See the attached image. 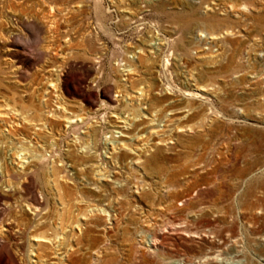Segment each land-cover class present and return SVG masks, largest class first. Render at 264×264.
I'll return each mask as SVG.
<instances>
[{"label":"rangeland","instance_id":"rangeland-1","mask_svg":"<svg viewBox=\"0 0 264 264\" xmlns=\"http://www.w3.org/2000/svg\"><path fill=\"white\" fill-rule=\"evenodd\" d=\"M244 1L247 13L229 8ZM201 30L230 35L215 44ZM32 154L43 164L24 179ZM114 181L130 202L121 211ZM174 181L198 182L211 208L188 218L195 236L162 230L177 214L158 198ZM5 202L0 264H206L217 253L214 264H264V0H0ZM42 219L48 231L33 227Z\"/></svg>","mask_w":264,"mask_h":264},{"label":"bare ground","instance_id":"bare-ground-1","mask_svg":"<svg viewBox=\"0 0 264 264\" xmlns=\"http://www.w3.org/2000/svg\"><path fill=\"white\" fill-rule=\"evenodd\" d=\"M206 5L207 6H210V4L209 5L206 4ZM250 6L251 5H249L247 1H244L243 3H233V4H229V8H231L232 10H237V11L242 12V13L249 12L250 9H251ZM54 9H55V7L53 5H50V11H51V13L54 12L53 11ZM52 18L53 19L51 20V26L49 27V30L54 35V34H57L58 33L57 31H58L59 25H58V22L56 21L55 17H52ZM212 22L213 23L216 22L218 24V21H212ZM53 24H56V25L52 26ZM200 32L201 33L198 34L200 37L204 38V40H206V41H208V39H210V40L214 41L215 44H217V40H220V39L225 38L226 36L230 35V33L228 31L221 33V35H219V34H213V33H210V32L204 31V30H201ZM52 45L53 44L48 45V49L53 48L54 45L53 46ZM205 45H207V42L205 43ZM168 64H169V59L166 60V61H164V63H163L164 66H167ZM128 71H131V69H129ZM57 80H60V75L57 76ZM54 86L56 87V85H54ZM208 87L209 86H197L196 89H198V91H207L206 88H208ZM143 90H144L143 88H140L138 90L137 94H139V98H142L143 97L145 99L146 92L144 93ZM185 96H193L195 98H201V97H203V95L190 94V93H185ZM201 99L203 100V99H206V98H201ZM141 105H142V103L141 104L139 103L137 105L138 108L136 110L138 111V114H142V110L143 109L141 108ZM113 117H115V116H113ZM124 118H125L124 123L129 125V123H128V121L130 120V119L128 120L129 114L128 115H125ZM66 121L73 126V124H76L77 122L82 121V120L80 119L79 116H71V117H69V116L67 117L66 116ZM150 122H152L151 126L160 127V118L158 117L157 114L152 115V117L150 118ZM190 129H193V128L191 127ZM158 132L159 131L154 130L153 133L159 135ZM117 133H119V132H117ZM122 137H124V136H122ZM124 146H126V145H124ZM113 149L114 150L116 149V145L113 146ZM17 154H18V157H19L20 151L17 152ZM31 158L34 159V160L31 161V162L30 161L27 162L28 163V166H26L24 168L25 171L23 172V178L24 179H28L29 176H37V175L39 176V172H40L39 170H40V167L43 164L44 157H42V156L41 157L40 156L38 157L36 154H32L29 157H25L24 156L21 159L24 160V161H26V159H31ZM97 175L99 177H104L105 176V174L102 173V170H99V169L97 171ZM54 176H55V174H54ZM112 184L113 185H116V188H118V189H116L114 191V194H116V200H117L116 202L118 203L117 210L118 211H121V209L124 208L126 205H130L129 204L130 202L127 199V197L124 195V191L123 190H125V189H122L123 184L121 182H116V181L112 182ZM144 185H134V187H136L137 190L138 189L140 190V188H143L142 190H144V187H145ZM199 186L200 185H199L198 182H192L191 183L189 181L188 182H183V183L178 182V181L166 182V183H164L162 185V187L164 188V192L166 194H163L160 198H158L159 201L160 202L167 203L166 204L167 205L166 206V211H168V213L169 212H174V213L177 214L176 216H172L170 214H168L167 216H165L167 219L165 220V223L164 222L162 223V226H161L162 227V230L163 229H166L167 228V225H168L169 227H174V229L176 231H178V232H182V233H186V234L188 233L190 235L195 234V233L189 231V229H188V226L190 225V223H192V221L189 220L188 218L190 217V215L191 216L192 215L193 216H196V215L197 216L198 215L199 216L200 215L201 216H205V214H203L204 211L210 208V206L207 205L204 202L205 195L202 192L198 191ZM209 186H210V184H209ZM211 187H213L215 190H221L224 187V185L223 184H211ZM178 189H179V191H178ZM191 189L196 190V194L194 196L191 193H189V191ZM135 193H137V191ZM65 197H67V196H63L62 198H65ZM143 197L148 198V199H152L153 201L156 199L155 196L152 193H150L149 191L148 192L145 191V193L143 194ZM175 202H179L180 203L179 205L182 206V208H178L175 205ZM17 203H18V201H17ZM92 206L91 205L88 206V213H90V216H92V215L95 216L96 214H99V215L108 214L107 213L108 211L106 209H104L102 206H99V205H92ZM89 208H92V209H89ZM6 209H7L6 202L4 204H0V211L3 212ZM45 209L46 208H42L38 204L36 206H33V209L32 210H34L35 213L37 214L38 212H42ZM61 215H62V213L60 214V216ZM85 216H87V214H85ZM114 217H116V215H114ZM48 218H49V216H48ZM111 218H112V216H111ZM201 218L200 219L197 218V221H195L194 224L201 223L202 222V219ZM4 221L5 220H2L0 218V229L3 228V224L5 223ZM47 221H48V219H47ZM13 222L15 223L18 232H22L25 229H28L29 228L28 225L22 223L16 217L13 218ZM86 224H89V223L87 222ZM49 226H48V224H46V219L45 220L42 219V220L37 221L35 223V226H33V227L35 229L39 230V231H42L44 229H45L44 231H48V227ZM41 233L42 234H38L34 238L37 237V238H40L42 241H46V242L47 241H50V242H53L56 238L60 237V234H56L55 233V236H54V238L52 240L51 237H48L46 235V232H41ZM193 236H195V235H193ZM0 239L3 240V238L1 236H0ZM157 241H158L157 236L154 235L153 243H156ZM72 261H73V259L66 258V262H69V263L71 262V264H73ZM221 261H223V260L221 258V254L220 253L212 254V255H209V256H204L202 258V262L203 263H206V264L220 263Z\"/></svg>","mask_w":264,"mask_h":264}]
</instances>
